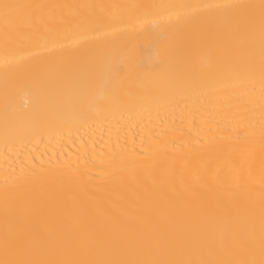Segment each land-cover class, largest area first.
<instances>
[{"label":"bare ground","instance_id":"obj_1","mask_svg":"<svg viewBox=\"0 0 264 264\" xmlns=\"http://www.w3.org/2000/svg\"><path fill=\"white\" fill-rule=\"evenodd\" d=\"M0 264H264V0H0Z\"/></svg>","mask_w":264,"mask_h":264}]
</instances>
